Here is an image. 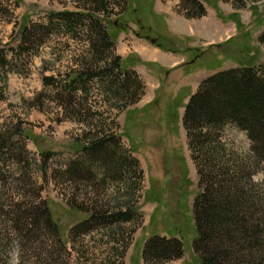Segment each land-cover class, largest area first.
Masks as SVG:
<instances>
[{
	"label": "rangeland",
	"instance_id": "obj_1",
	"mask_svg": "<svg viewBox=\"0 0 264 264\" xmlns=\"http://www.w3.org/2000/svg\"><path fill=\"white\" fill-rule=\"evenodd\" d=\"M197 1L205 14L195 18L183 14L197 13L190 0H118L108 16L97 14L115 39L111 59L124 55L125 64L140 71L145 83L138 101L125 106L105 103L93 91L84 97L85 108L97 111L105 124L104 133L113 134L124 154L135 161V178L114 182L96 175L73 181L64 175L67 164L80 158L78 140L95 129L96 121L91 113L84 120L70 115L55 97V84L42 81L50 75L54 81L62 80L72 68L79 71L83 51L90 46L87 37L53 31L26 60L16 54L22 24L43 23L62 10L85 11L83 4L0 0V49L8 59L16 54L20 61L18 69L6 71L0 102V136L11 138L10 147L18 148L0 159V204L4 210L12 202L38 208L45 204L57 224V231L50 228L35 236L19 234L16 220L1 218L0 264H144L142 248L154 234L183 242V254L163 264H202L193 247L197 237L193 201L199 186L182 125L184 105L207 76L264 63V48L258 43L264 31V0ZM138 36L148 37L149 43L155 38L158 46H150L159 52L152 55L133 48L130 41ZM168 51L182 54L183 62L160 66L173 63ZM219 134L231 155L243 157L249 151L251 142L244 130L227 123ZM254 180L264 192V163ZM73 202L81 210L72 209ZM129 208L127 221L76 228L95 210Z\"/></svg>",
	"mask_w": 264,
	"mask_h": 264
},
{
	"label": "trees",
	"instance_id": "obj_2",
	"mask_svg": "<svg viewBox=\"0 0 264 264\" xmlns=\"http://www.w3.org/2000/svg\"><path fill=\"white\" fill-rule=\"evenodd\" d=\"M80 1L85 11L62 10L51 13L43 23L22 24L16 54L26 60L53 31L81 33L87 37L90 46L83 51L85 59L79 71L75 68L65 71L63 79L58 81L52 75L42 78L45 85L55 84V97L66 112L79 120L91 113L96 121L92 123L94 131L90 129L78 140L80 158L67 164L64 175L73 181L89 180L91 175L100 176L103 181H129L132 176L135 178V161L124 154L113 134L104 133L105 124L101 123L97 111L85 108L84 97L87 99L93 91L105 103L124 102L125 106L138 101L145 83L119 54L111 59L115 39L97 16H108L118 0ZM190 1L198 11L185 10L184 16H203V5L197 0ZM258 43L264 48V31L259 34ZM162 49L167 50L163 46ZM15 56L8 59L0 49V102L4 99L6 71H15L20 65ZM227 123L244 130L251 142L243 157L227 152L219 134ZM182 125L198 176L199 191L193 201L197 237L193 247L201 263L264 264V192L254 180L264 163V63L245 64L204 78L184 105ZM10 139L4 134L0 136V159L9 157L11 150H18L10 147L13 143ZM41 154L47 155L49 151ZM2 204L0 219L16 220L19 234L36 236L50 228L57 231V224L45 204L38 208L12 202L9 210H4ZM73 205L72 209L81 210L77 203ZM131 213L130 208L110 213L95 210L79 221L76 228L120 223L127 221ZM183 250V242L178 237L154 234L145 242L141 254L144 264H163L179 258Z\"/></svg>",
	"mask_w": 264,
	"mask_h": 264
},
{
	"label": "crops",
	"instance_id": "obj_3",
	"mask_svg": "<svg viewBox=\"0 0 264 264\" xmlns=\"http://www.w3.org/2000/svg\"><path fill=\"white\" fill-rule=\"evenodd\" d=\"M145 41H146V39L138 36L137 37V41H130V43H131V46L133 48H135L136 50L138 49L139 52H141L143 50L144 51L146 50V51H149L152 55H155V53L159 52L158 49H157L158 47L157 48L151 47L150 44H152V43H149L148 41L145 42ZM134 45H135V47H134ZM154 46H156V45H154ZM166 54H168L172 58H174V61H173L172 64H162V65L159 64L160 66H167V67L168 66H172V67H174V66H177V65L179 66V64H181L183 62L184 56H182V54H180V53H174V52L171 53L170 51H168V52H166ZM121 56H124V55L121 54ZM141 57H142V55H141ZM177 57H179V58H177ZM142 58L144 59V57H142ZM144 60H146V59H144ZM147 61L154 62V61H152L150 59H148ZM137 72H139V74L141 75L140 71L137 70Z\"/></svg>",
	"mask_w": 264,
	"mask_h": 264
},
{
	"label": "water",
	"instance_id": "obj_4",
	"mask_svg": "<svg viewBox=\"0 0 264 264\" xmlns=\"http://www.w3.org/2000/svg\"><path fill=\"white\" fill-rule=\"evenodd\" d=\"M146 38H148V37H146ZM149 40H150L151 43H155V41H156L155 38H150Z\"/></svg>",
	"mask_w": 264,
	"mask_h": 264
}]
</instances>
